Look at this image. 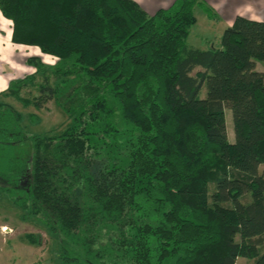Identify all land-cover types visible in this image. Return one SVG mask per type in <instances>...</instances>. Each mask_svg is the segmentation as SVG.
<instances>
[{
  "label": "trees",
  "instance_id": "trees-1",
  "mask_svg": "<svg viewBox=\"0 0 264 264\" xmlns=\"http://www.w3.org/2000/svg\"><path fill=\"white\" fill-rule=\"evenodd\" d=\"M196 1L0 0L11 42L55 57H27L5 94L72 121L28 136L0 100V191L62 240V264H264V21L191 47Z\"/></svg>",
  "mask_w": 264,
  "mask_h": 264
},
{
  "label": "rangeland",
  "instance_id": "rangeland-1",
  "mask_svg": "<svg viewBox=\"0 0 264 264\" xmlns=\"http://www.w3.org/2000/svg\"><path fill=\"white\" fill-rule=\"evenodd\" d=\"M10 22L0 18V100L12 105L21 113L20 123L28 136L59 134L71 125L72 121L53 99H49L40 108H37L33 103H23L19 98L5 94L6 88L3 86V79L34 73V68L25 64L27 57L36 55L48 64L55 62V57L41 52L36 46L17 47L10 43L5 36L9 31L7 24L11 26ZM202 22L200 19L196 27L193 28L194 32L198 30L197 34H190L187 37V44L191 47L193 45L204 47L209 41L214 47H219L220 25L215 26V31L206 32L201 30ZM200 30L201 32L198 34ZM256 67L263 69L264 62H257ZM2 88L5 89L2 90ZM37 94V88L34 86L23 88L20 92L21 98L29 99ZM204 94L205 88L203 86L199 96L203 97ZM225 123L228 137L232 141L234 133L229 109L225 110ZM9 151L8 147L0 145L1 168L8 164L10 154H12ZM263 169L264 164L260 165L259 171L261 172ZM22 184L24 181L21 182ZM4 185L9 184L0 177V186ZM247 200H249L248 195L243 198V201ZM23 214V210L13 204L9 197L0 191V223L3 224L0 227V264H62L58 259L62 240L50 233L40 219L35 217L23 218ZM4 227L8 231L2 232ZM27 234L34 237L36 244L33 245L30 240L26 239ZM251 262L248 258L239 257L236 264H250Z\"/></svg>",
  "mask_w": 264,
  "mask_h": 264
},
{
  "label": "crops",
  "instance_id": "crops-1",
  "mask_svg": "<svg viewBox=\"0 0 264 264\" xmlns=\"http://www.w3.org/2000/svg\"><path fill=\"white\" fill-rule=\"evenodd\" d=\"M135 1L146 13L153 14L159 8H168L174 3H176L178 0H135ZM193 11L196 17V22L190 27L189 35L197 34L198 30L194 32L193 28L196 27L200 19L203 21L202 22L203 26H201L202 31L213 32L215 31V26L220 25L221 30L220 29L219 30L221 34L222 31L227 26L231 25L234 18L238 15L250 19L264 21V0H197L193 7ZM0 18L8 20L5 17H3L1 13H0ZM7 26L9 31H7L5 36L10 41V43H12L11 26H9L8 24ZM201 30L199 31L198 34H200ZM13 45H16L17 47H27L25 45H17V44H13ZM211 46L214 45L210 44L209 41L207 43V46L204 47H196L193 45V47L200 49H206ZM26 59H25V64L27 65ZM16 78H20V77H16ZM12 79L15 78L8 77L6 79H3L2 80L3 86L7 88L8 82ZM5 88H2V90ZM1 226H3V224L0 223V227Z\"/></svg>",
  "mask_w": 264,
  "mask_h": 264
},
{
  "label": "bare ground",
  "instance_id": "bare-ground-1",
  "mask_svg": "<svg viewBox=\"0 0 264 264\" xmlns=\"http://www.w3.org/2000/svg\"><path fill=\"white\" fill-rule=\"evenodd\" d=\"M3 230H4L5 232L8 231V229H7L6 227H4Z\"/></svg>",
  "mask_w": 264,
  "mask_h": 264
},
{
  "label": "built area",
  "instance_id": "built-area-1",
  "mask_svg": "<svg viewBox=\"0 0 264 264\" xmlns=\"http://www.w3.org/2000/svg\"><path fill=\"white\" fill-rule=\"evenodd\" d=\"M2 232H5V231L2 229Z\"/></svg>",
  "mask_w": 264,
  "mask_h": 264
}]
</instances>
